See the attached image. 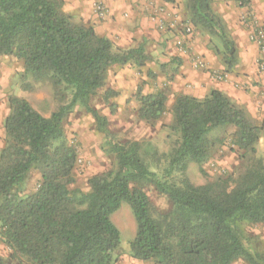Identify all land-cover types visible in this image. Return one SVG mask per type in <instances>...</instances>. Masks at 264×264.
I'll return each instance as SVG.
<instances>
[{
  "label": "trees",
  "instance_id": "trees-1",
  "mask_svg": "<svg viewBox=\"0 0 264 264\" xmlns=\"http://www.w3.org/2000/svg\"><path fill=\"white\" fill-rule=\"evenodd\" d=\"M213 4L186 0V10L193 29L221 41L226 71H218L222 79L211 75L224 80L238 64V47ZM65 5V0H0V57L12 55L22 63L21 87L32 89L31 80L46 82L62 99L63 92L70 95L49 116L18 94L9 97L0 150V224L12 257L19 264H117L121 232L111 215L128 203L137 223L129 252L138 261L233 264L244 259L264 264V247L246 231V226L264 225V158L256 156L263 125L217 88L203 98L178 92L172 102L168 88L148 93L139 88L138 116L156 124L170 113V128L178 135L167 166L157 172L150 162L158 156L155 145L114 140L107 116L91 103L105 89V102L116 110L110 98L118 93L107 85L111 69L142 68L152 56L144 44L122 47L99 35L94 25L75 21ZM77 106L92 114L114 159L112 167L90 176L87 192L73 188L79 151L64 127ZM219 127L234 129L233 144L247 164L196 185L186 175L188 166L210 158L215 148L210 134ZM33 171L41 179L25 193ZM148 186L165 194L171 208L159 210ZM0 264L8 263L0 257Z\"/></svg>",
  "mask_w": 264,
  "mask_h": 264
},
{
  "label": "rangeland",
  "instance_id": "rangeland-1",
  "mask_svg": "<svg viewBox=\"0 0 264 264\" xmlns=\"http://www.w3.org/2000/svg\"><path fill=\"white\" fill-rule=\"evenodd\" d=\"M169 3L172 4V8L161 4V2H155L153 8L143 10V12L148 14L146 24L149 23L150 19L153 21L152 18L156 17V11L161 7H164L166 13L164 16L159 17L164 27H161L158 22L153 27H142L143 35L147 39L145 41H137L135 39V46L144 44L147 52L152 56L149 64L142 68L129 64L124 67H113L111 69L107 85L118 93L113 98H110L111 102L116 103V110L112 111L110 105L105 102L103 98L105 89L97 97L93 98L91 102L101 114L107 116L112 133L111 138L119 141L146 140L151 141L155 145L158 150V156L152 157L150 162L153 164V169L159 173H162V170L167 166L172 149L178 143V135L170 128L172 123V115L170 113H167L162 121L156 124L146 122L138 116L139 102L137 91L141 88L145 93H148L160 87L168 88L170 101L172 102L175 93H178V88L181 87L183 75L186 73L187 67H185V64L187 63L192 70L199 71L201 69L194 68L193 60L200 57L206 61L204 56H201L200 52H194V49L188 43L186 45L187 54H184L188 55L187 60L183 58L184 55L177 53L174 42L178 36L185 34V29L190 26V23L186 10V0H174ZM213 5L215 11L225 21L230 37L237 44L239 60L242 51L245 54H251V48L253 46L256 47L253 63L257 67L260 46L252 39V35L256 27L264 29V0H214ZM141 17L144 18V15ZM74 18L75 21H80L76 17ZM125 18L130 20V15ZM171 18L175 20H170ZM173 23L176 26L173 27L171 25ZM192 36L197 37L199 44L209 49L213 53L214 58L216 57L223 66L222 45L217 37H211L197 29H193ZM2 57L8 62L14 63L18 68L22 67V63L16 57L12 55ZM209 70L211 71L212 69L209 68ZM21 71L13 77L15 83L13 91L15 94L29 100L43 115L49 116L65 101L66 103L69 102L70 95L68 93L63 92L64 100L61 97L62 94L57 93L54 87L46 82L31 80L33 88L29 90L23 89L19 76ZM215 71L226 70L218 66ZM150 72H154L155 77ZM253 111L255 116H252L253 113L249 112L250 115L264 127V109L255 107ZM64 127L68 140L79 151V160L75 170L76 183L73 188L87 192L89 190L88 179L90 176L95 173H101L114 165L113 156L105 150L106 136L97 129L94 117L83 106H77L68 115L65 119ZM233 131L232 127H219L211 132L210 136L215 140V148L210 158L202 165L191 162L188 166L186 175L192 183L202 185L218 177L227 176L228 173H233L246 166V160L242 156L243 151L233 144ZM256 156L264 158V132L257 145ZM40 179V172L33 171L26 183L25 193L34 191ZM147 192L151 201L159 210L171 208L172 203L169 198L156 190L154 186H148ZM111 219L121 232V245L117 251L119 258L121 256H130V241L135 237L137 230V223L130 205L123 203L111 215ZM3 230L4 227L1 226L0 257L4 258L8 264H19V260L12 257V250L4 241ZM246 231L249 235L255 236L258 243L264 247L263 224L246 226ZM145 264L155 263L154 261H148ZM233 264L249 263L244 259H239Z\"/></svg>",
  "mask_w": 264,
  "mask_h": 264
},
{
  "label": "crops",
  "instance_id": "crops-1",
  "mask_svg": "<svg viewBox=\"0 0 264 264\" xmlns=\"http://www.w3.org/2000/svg\"><path fill=\"white\" fill-rule=\"evenodd\" d=\"M65 1V10L68 13L80 21L94 25L99 35L109 37L122 47H134L136 40L145 41L147 39L143 35L142 27H153L156 21L150 19L146 24L148 14L143 10L153 8L155 2H161L172 8V4L165 0H104L109 6V16L106 19H99L93 10L91 0ZM125 14H128V17L130 15V20L125 18ZM142 15L144 18L141 17ZM199 43L197 37L191 36L188 39V45L194 49V52H200L201 56H204L208 62V68L199 71L192 70L186 63V73L183 75L184 78L178 92L203 98L212 88H217L230 96L233 101L247 108L251 114L253 113L252 116H255L253 111L255 107L264 109V73L259 72L253 63L256 47L251 48V54H245L242 51L239 64L234 71L227 72L224 80H217L211 72L215 71L218 66L222 68L223 66L216 57L214 58L209 49ZM187 56L184 55L183 58L186 59ZM209 68L212 70L210 71ZM20 70L22 67L18 68L14 63L0 57V150L5 144V119L10 112L9 97L14 93L13 77ZM117 264H145V262L138 261L131 256H121Z\"/></svg>",
  "mask_w": 264,
  "mask_h": 264
},
{
  "label": "built area",
  "instance_id": "built-area-1",
  "mask_svg": "<svg viewBox=\"0 0 264 264\" xmlns=\"http://www.w3.org/2000/svg\"><path fill=\"white\" fill-rule=\"evenodd\" d=\"M92 6L95 14L99 19H106L109 16V6L104 0H91ZM165 9L164 7H161L158 11H156V17L152 18L153 21L158 22V24L161 27H164L162 20H160V16H164ZM125 17H128V14H125ZM173 27L176 26L174 23L171 24ZM185 34L178 36L174 42L175 47L177 49V53L179 55L187 54L186 45L188 43L189 37L193 34V28L191 26L186 27ZM252 39L260 46V56L258 59V71L261 73H264V29L261 27H256L253 30ZM193 66L196 69L205 70L208 68L207 61H205L203 58H195L193 60ZM214 77H217L219 79L223 78V75L221 72L213 71ZM1 229V224H0Z\"/></svg>",
  "mask_w": 264,
  "mask_h": 264
}]
</instances>
